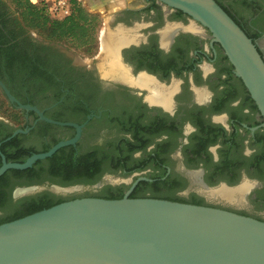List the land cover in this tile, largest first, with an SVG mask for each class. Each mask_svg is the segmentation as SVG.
<instances>
[{"label":"flooded vegetation","instance_id":"flooded-vegetation-1","mask_svg":"<svg viewBox=\"0 0 264 264\" xmlns=\"http://www.w3.org/2000/svg\"><path fill=\"white\" fill-rule=\"evenodd\" d=\"M87 1L99 12L85 8L98 19L94 45L80 51L28 29L0 0V79L21 102L71 123L34 110H22V123L0 116L2 163L3 143L7 154L45 152L81 127L49 161L50 180L21 184L20 173H7L12 206L45 193L65 201L128 195L264 220L254 203L264 202V117L211 31L157 0ZM247 1L242 11L236 0H221L264 56V0ZM112 33L132 38L115 50L125 75L106 71ZM24 65L40 81H21ZM245 182L252 187L241 203L209 192Z\"/></svg>","mask_w":264,"mask_h":264},{"label":"water","instance_id":"water-1","mask_svg":"<svg viewBox=\"0 0 264 264\" xmlns=\"http://www.w3.org/2000/svg\"><path fill=\"white\" fill-rule=\"evenodd\" d=\"M207 27L264 117V56L216 0H157ZM0 89L21 110L3 80ZM78 134L24 162L3 156L0 177L74 144ZM17 132H23L22 129ZM66 190H71L67 188ZM0 264H264V220L232 210L157 198L78 197L0 224Z\"/></svg>","mask_w":264,"mask_h":264},{"label":"trees","instance_id":"trees-1","mask_svg":"<svg viewBox=\"0 0 264 264\" xmlns=\"http://www.w3.org/2000/svg\"><path fill=\"white\" fill-rule=\"evenodd\" d=\"M11 1L15 3L16 11L19 12L21 21L29 27L40 30L45 35V37L50 40H71L78 47L90 44L95 40L94 29L97 25L98 18L96 15H93L92 13L88 12L85 7L79 2V0H70L72 12L69 16H66L64 18H53L48 12L47 7L42 3L33 4L30 0ZM216 1L226 10V8L222 5L221 0ZM242 2L246 4L248 1L242 0ZM226 11L228 12V10ZM31 64L35 65L34 63ZM24 67L25 69L21 70V81H23L24 83L33 80L36 82L40 81L35 71L27 70L28 66L26 65H24ZM26 75L27 79H29L28 81H26ZM2 95L3 98L9 103L4 93ZM8 105L11 108L14 107L13 105H11V103H9ZM15 109L18 108L15 107ZM18 112L22 117L23 111L18 109ZM0 140H2V138ZM6 145L7 143H3L1 149L7 157V161L9 162H24L28 157L34 154L29 153L25 150L23 152H20V155L14 153L7 154L5 149ZM48 149L49 147L46 148L44 151H47ZM57 154L58 153H55L53 156L48 157L45 160H38L31 168L25 170L10 169L0 177V210L3 211V214H0V224L21 218L33 212L48 208L57 203L65 201L61 198L56 200V196L54 194L45 193L43 197L33 201L32 203H24L20 206L14 207L12 206L11 202V191L9 190L10 184L4 181L8 172L16 171L17 173H20V179H24L22 181L20 180L21 184H30L36 181L38 183L46 182V180L50 178V173L55 172L52 166L49 165V161L51 164V161L54 157L57 156ZM44 161H47L48 165L41 166ZM1 165L2 160L0 157V166ZM37 166H40V169ZM34 172L38 174L37 177L39 176L40 180H36V176L33 175ZM69 180L66 181L68 182Z\"/></svg>","mask_w":264,"mask_h":264},{"label":"bare ground","instance_id":"bare-ground-1","mask_svg":"<svg viewBox=\"0 0 264 264\" xmlns=\"http://www.w3.org/2000/svg\"><path fill=\"white\" fill-rule=\"evenodd\" d=\"M118 33H120V32H118ZM118 33L117 34L116 33L110 34V37L107 40V44H106L108 55H109V58L107 59L108 60L107 61L108 67H107L106 71L108 73H110L111 75L114 74L115 72L122 74V75H125L124 73H122L123 68L122 69L119 68V65L116 64L114 61L115 60V50H116L118 44L120 45L124 41L126 42L128 40L129 41L132 40V38L129 39L126 37H121L120 35H118ZM105 75H107V74H105ZM251 187H252V185L249 182H245L242 185L234 187V188L221 186L219 188L211 189L209 192H211L210 194H213V197L214 196H216V197L220 196L229 202L231 201V203L232 202H237V203L240 202L241 203V202L245 201V196Z\"/></svg>","mask_w":264,"mask_h":264},{"label":"rangeland","instance_id":"rangeland-1","mask_svg":"<svg viewBox=\"0 0 264 264\" xmlns=\"http://www.w3.org/2000/svg\"><path fill=\"white\" fill-rule=\"evenodd\" d=\"M7 5L9 7H11V9L18 15V17H20V14L19 12L16 11V5L14 2H12L11 0H4ZM79 2L86 8L88 9L90 12L92 13H98V8L97 9H93L90 4L88 3L87 0H79ZM237 4L240 6V9L242 11H245L246 9L243 8L245 7V3L242 2V0H236ZM24 24V23H23ZM25 25V24H24ZM28 29L32 30L33 32L37 33L38 35L42 36L43 38H46L45 35L38 29L36 28H32V27H29L27 25H25ZM48 39V38H46ZM50 40V39H48ZM53 41H56V40H53ZM56 42H59L61 44H64V45H67L68 47H72L76 50H80L83 49L82 47H78L73 41L71 40H61V41H56ZM94 45V42L92 43ZM94 51V49H92ZM2 91L0 90V116H3V117H6V118H9L11 119L14 123H22L23 119L20 115V113L18 112V109H15V107H12L14 109H12L8 104V102L3 98V95H2ZM250 200V199H248ZM249 203H251L249 201ZM256 204V210L258 211H261V212H264V202H261V203H257V202H254ZM248 204V203H247ZM0 214H3V211L0 210Z\"/></svg>","mask_w":264,"mask_h":264},{"label":"built area","instance_id":"built-area-1","mask_svg":"<svg viewBox=\"0 0 264 264\" xmlns=\"http://www.w3.org/2000/svg\"><path fill=\"white\" fill-rule=\"evenodd\" d=\"M33 4H44L53 18H64L72 12L70 0H30Z\"/></svg>","mask_w":264,"mask_h":264}]
</instances>
